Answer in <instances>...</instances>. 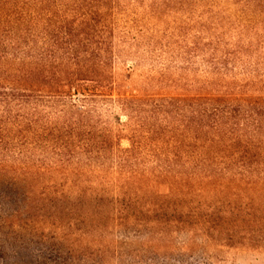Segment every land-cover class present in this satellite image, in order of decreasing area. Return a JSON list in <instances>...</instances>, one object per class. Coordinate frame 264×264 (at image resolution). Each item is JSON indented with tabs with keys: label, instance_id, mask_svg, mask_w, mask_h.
Returning <instances> with one entry per match:
<instances>
[{
	"label": "trees",
	"instance_id": "16d2710c",
	"mask_svg": "<svg viewBox=\"0 0 264 264\" xmlns=\"http://www.w3.org/2000/svg\"><path fill=\"white\" fill-rule=\"evenodd\" d=\"M230 249L264 252V0H0L1 264Z\"/></svg>",
	"mask_w": 264,
	"mask_h": 264
},
{
	"label": "rangeland",
	"instance_id": "374dc122",
	"mask_svg": "<svg viewBox=\"0 0 264 264\" xmlns=\"http://www.w3.org/2000/svg\"><path fill=\"white\" fill-rule=\"evenodd\" d=\"M183 22L181 21L182 24ZM127 63L131 66L129 75L133 76L136 70L134 68V61L128 59ZM112 117L114 118V121L118 119L123 121L125 119V117L117 110H114ZM225 254L226 264H264V252L256 250L230 249Z\"/></svg>",
	"mask_w": 264,
	"mask_h": 264
}]
</instances>
